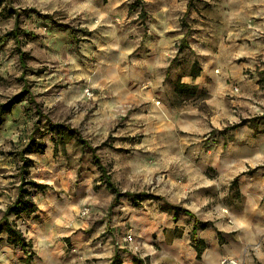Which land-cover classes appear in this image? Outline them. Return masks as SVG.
Instances as JSON below:
<instances>
[{
	"label": "crops",
	"instance_id": "crops-1",
	"mask_svg": "<svg viewBox=\"0 0 264 264\" xmlns=\"http://www.w3.org/2000/svg\"><path fill=\"white\" fill-rule=\"evenodd\" d=\"M134 1L66 0L64 8L67 16L79 17L87 34L78 44L85 67L81 76L85 85L101 89L102 106L120 110L138 106L129 122L136 126L143 118L148 135L179 131L178 140L164 143L155 157L166 160L163 184L183 196L182 208L193 215L182 214L189 219L186 232L180 241L172 238L169 253L163 248L155 251V218L130 211L125 232L133 240L127 242L122 236L116 246L100 239L91 247L106 223L93 232L94 227L84 229L82 220V254L71 249L59 261V248L54 254L45 241L69 236L82 225L66 227L67 234L49 232L48 227L43 232L39 226L50 223L39 220L43 211L37 205L29 217H8L33 246L10 243L2 230L0 264H109L114 255V264H222V258H233L237 264H264V201L244 200L234 210L223 197L231 188L245 196H251V190L264 191V183L259 184L264 182V120H246L264 113V80L260 81L264 78V0H140L133 8ZM57 8V3L49 6L51 11ZM186 32L187 46L179 50ZM175 83L194 87V94L174 103ZM178 90L181 97L184 91ZM196 102L208 112L200 111ZM240 119L246 121L220 131ZM211 129L215 138L201 141ZM144 144L150 148L155 141L146 138ZM173 216L175 228L178 218ZM143 219L148 221L146 226L138 224ZM114 220L115 231L121 230ZM194 220L207 222L196 229L195 245L190 239ZM38 227L40 232L35 231Z\"/></svg>",
	"mask_w": 264,
	"mask_h": 264
},
{
	"label": "rangeland",
	"instance_id": "rangeland-1",
	"mask_svg": "<svg viewBox=\"0 0 264 264\" xmlns=\"http://www.w3.org/2000/svg\"><path fill=\"white\" fill-rule=\"evenodd\" d=\"M54 3L58 8L51 11L49 6ZM66 5V0H0V103L18 93L25 81L28 89L20 101L8 106L0 124V203L5 204L3 210L0 208L1 231L8 217L15 215L5 216L21 182V161L16 153L33 134L31 150L25 153L32 160L26 178L46 186L44 189H35L28 184L25 187L31 189L33 200L42 207L39 220L46 219L52 225L39 226L40 230L46 232L48 227L49 232L67 234L69 230L66 227L74 228V223L79 222L82 225L69 236L45 241L51 245L54 254L59 248V261L63 259V253L71 249L82 254L84 229L94 227V232L98 224L104 222L106 225L91 240L90 246H97L95 242L100 239L110 240L117 246L118 239L126 235L130 211L155 218L152 222L156 232L153 247L155 251L163 248L169 253L174 247L173 241H180L186 232L189 219L183 218L182 214L190 218L193 215L182 208L183 196L169 191L163 184L166 160L155 155L164 143L177 141L179 131H150L148 135V131H144L147 126L143 118L136 122V126L129 122L130 116L139 110L138 106L124 110L102 106L101 89L95 91L85 85L81 76L85 67L78 44L87 38V34L82 30L74 32L81 28L79 17L67 16ZM16 19L21 30L19 46L13 38L4 36L13 28ZM68 37L71 42H68ZM17 47L26 53L24 65L20 63ZM86 87L92 91L90 96L84 92ZM153 101L156 104L157 98ZM172 101H176V97H172ZM196 103L200 111L208 112L205 105ZM48 119L69 123L91 146L96 147L95 155L121 192H145L156 197L142 198L136 203L130 195L124 194L111 205L113 192L106 187L91 148L77 142L73 133L51 129ZM233 124L222 126L220 131L234 128ZM215 134L211 129L202 135L201 141L213 140ZM146 138L154 139L155 144L149 148L144 144ZM250 192L251 196H245L246 193L231 188L223 197L231 201L234 210H239L238 205L244 200L257 204L264 201L255 197H264V191L255 189ZM84 205L89 206L86 215L81 213ZM173 213L174 219L178 218L174 221L178 224L175 228L171 227ZM114 218L119 221L121 230L117 228L115 231ZM147 223L144 219L138 221L144 226ZM39 227L35 231L40 232ZM172 238L175 239L172 241ZM25 242L26 246H33L30 240Z\"/></svg>",
	"mask_w": 264,
	"mask_h": 264
},
{
	"label": "trees",
	"instance_id": "trees-1",
	"mask_svg": "<svg viewBox=\"0 0 264 264\" xmlns=\"http://www.w3.org/2000/svg\"><path fill=\"white\" fill-rule=\"evenodd\" d=\"M138 3H141L140 0H135L134 3L132 4V7L134 8ZM76 30H83V29L77 28L74 30V32ZM20 32H21V30H19V28L17 26V19H16L13 28L8 30L7 32H5L4 36L13 38L15 43L17 44V46H19V44H20V39H19ZM187 35H188V33L186 32V34H184V36L182 37L180 44H179V50H181L185 46H187V41H186ZM17 50L19 52L20 63H21V65H24V62H25L24 57H25L26 53L24 51L20 50L19 47H17ZM261 80H264V78H260V81ZM174 85L176 88L175 90L177 92V94L174 95V97H176V101H174V103L178 102L179 99H181V100L183 98L186 99L189 96H192L194 94L195 88L190 86V85H185L183 83H175ZM178 89H183V91H184L183 92L184 94L181 97L179 95ZM27 92H28V89H27V84L25 81V83L23 84V86L21 87V89L18 93L9 97L6 102L0 103V124L2 121V115L8 109V106L13 105L16 102L20 101ZM202 95H203L202 93L199 94V97H201ZM246 120H251V121H256V122H258L260 120H264V113H262L260 115L253 116V117H251V119H246ZM246 120H240L238 123L233 124L232 127L238 126V125L242 124L243 122H245ZM35 122H38V120ZM48 123H49L51 129H57L63 133H73L74 136L76 137L77 142L91 148V150L94 154V161L97 164L98 169L101 170V175L102 174L104 175L105 185L108 189H110L113 192L114 196H113L111 205H114L118 201L119 197L121 195H124V194L130 195L133 198V202H136V203L139 202L142 198H150V197L155 196L153 194L145 193V192H128V191L121 192L115 186L114 182L110 179V176L107 173L104 165L101 164L100 158H98L95 155L96 147L91 146L90 143L81 135V133L76 128L72 127L69 123L54 122V121H51L50 119H48ZM28 138H29L28 141L16 153L19 156V159L21 161V164L19 166L21 182L17 186V195H16L15 199L13 200V202L8 206V208L5 212V216L7 214H10V213L15 214L16 216H19L20 214L30 216L33 212H35L37 210V204L33 200V197L31 194V189L26 188L25 185H27V184L31 185L35 189H44L46 186V184L39 183V182H36L32 179L26 178V176L29 173V167L32 165V160L28 156H26L25 153L31 150L32 142L34 141L33 134L29 135ZM235 183H236V180L234 179L231 182V184H235ZM184 211L189 214V212L187 210H184ZM206 224H207L206 221H194V223L192 225V229H191V234H190V239L194 243V245L196 244V239H195L196 229L198 227H204V226H206ZM3 228L9 236V242L10 243H13L15 245L20 244L22 247L26 246L27 243L24 240L22 232L16 227V224L14 222H9L8 220H6ZM1 229H2V226L0 223V231H1ZM196 249H197V247H196ZM115 259H116V255L113 256L112 261L109 264H114Z\"/></svg>",
	"mask_w": 264,
	"mask_h": 264
},
{
	"label": "built area",
	"instance_id": "built-area-1",
	"mask_svg": "<svg viewBox=\"0 0 264 264\" xmlns=\"http://www.w3.org/2000/svg\"><path fill=\"white\" fill-rule=\"evenodd\" d=\"M233 89H234L235 91H237V90H238L237 85H234V86H233ZM84 92H85V94H86L87 96H90V95L92 94V91L90 90L89 87L84 88ZM88 212H89V206H88V205H84V206L82 207V209H81V213H82L83 215H86ZM123 240H128V241H129V240H132V235H131L130 233H126V235L123 236ZM220 263H222V264H226V263H228V264H237V261H236L235 259H233V258H222V259L220 260Z\"/></svg>",
	"mask_w": 264,
	"mask_h": 264
}]
</instances>
